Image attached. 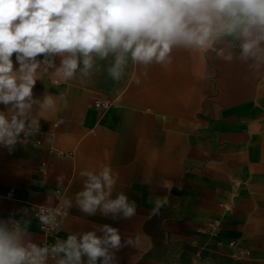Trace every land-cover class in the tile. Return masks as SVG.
<instances>
[{"label": "crops", "instance_id": "0c3cea01", "mask_svg": "<svg viewBox=\"0 0 264 264\" xmlns=\"http://www.w3.org/2000/svg\"><path fill=\"white\" fill-rule=\"evenodd\" d=\"M238 43L226 38L197 52L204 74L194 72V51L184 49H174L166 67L149 66L147 76L129 59L119 82L107 72L111 56L96 59L89 76L81 64L68 81L50 68L32 90L39 103L29 116L38 131L28 142L21 133L11 150L0 144V220H27L31 241L45 246L35 209L64 199L71 206L58 240L116 228L122 247L115 264H264V67L241 61ZM221 49L233 53L231 62L217 55ZM60 61L54 58L56 68ZM46 95L56 107L45 111ZM96 100L112 106L97 108ZM0 112L11 116L3 104ZM103 165L117 177L111 198L126 195L132 217L80 210L87 179L80 173ZM232 241L249 256L234 255Z\"/></svg>", "mask_w": 264, "mask_h": 264}, {"label": "clouds", "instance_id": "9594fccd", "mask_svg": "<svg viewBox=\"0 0 264 264\" xmlns=\"http://www.w3.org/2000/svg\"><path fill=\"white\" fill-rule=\"evenodd\" d=\"M226 38L239 42L241 61H253L250 67L256 71L264 67V0H0V104L11 112L10 118L0 112V144L11 150L21 133L27 137L38 131V119L29 116L33 104L39 103L32 90L50 68L68 81L81 64L82 74L89 76L96 59L111 56L107 72L119 82L129 59L147 76L153 64L170 65L174 49L206 53ZM217 55L233 60L231 51L221 49ZM56 56L61 57L58 68ZM129 79L141 83L134 73ZM60 99L67 107L65 94ZM40 107L53 109L56 101L46 95ZM80 175L87 178L77 195L83 213L100 210L125 218L135 214V204L126 195L111 198L117 177L110 166ZM70 206L64 199L59 209L42 206L39 219L57 227L58 213ZM28 224L0 220V264H48L49 258L55 264H115V252L122 247L119 231L108 225L99 229L100 236L89 231L79 239L69 235L55 245L39 246L31 241Z\"/></svg>", "mask_w": 264, "mask_h": 264}, {"label": "built area", "instance_id": "2783aa9c", "mask_svg": "<svg viewBox=\"0 0 264 264\" xmlns=\"http://www.w3.org/2000/svg\"><path fill=\"white\" fill-rule=\"evenodd\" d=\"M262 87L264 88V83L262 84ZM94 106L97 108H102V109L106 110L112 106V102L96 100L94 102ZM23 141L28 142L29 141L28 136L27 137L24 136ZM41 207L42 206L36 207L35 212H34V218L36 220L38 228L40 229L43 236L45 237V244L47 246H52V245H55V243L57 242V240L59 238L60 233L62 232V229L64 226V220H65V215H64L65 209H61L57 215L58 226L52 227L50 225H44L40 221L39 214H40V208ZM52 208L53 209H59L60 204H58L57 206L52 207ZM213 227H215V226L213 225ZM228 245H229V248L234 251V255H237L239 257H247L250 254L248 250L237 247L236 242H234V241L230 242ZM197 257H199V255H197ZM202 264H211V263L209 261H203Z\"/></svg>", "mask_w": 264, "mask_h": 264}, {"label": "rangeland", "instance_id": "374dc122", "mask_svg": "<svg viewBox=\"0 0 264 264\" xmlns=\"http://www.w3.org/2000/svg\"><path fill=\"white\" fill-rule=\"evenodd\" d=\"M193 62H194V72L197 74H204V69L200 67V61L197 59V52L194 51L193 54ZM204 99V96H201L200 98H198V101L196 103H194L193 108L197 109L199 107V103Z\"/></svg>", "mask_w": 264, "mask_h": 264}]
</instances>
